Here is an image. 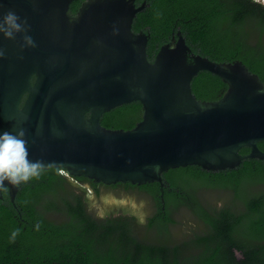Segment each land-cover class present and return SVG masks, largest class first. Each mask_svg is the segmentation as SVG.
<instances>
[{
	"label": "water",
	"instance_id": "1",
	"mask_svg": "<svg viewBox=\"0 0 264 264\" xmlns=\"http://www.w3.org/2000/svg\"><path fill=\"white\" fill-rule=\"evenodd\" d=\"M134 1L84 0L72 15L70 0H0V18L13 11L24 23L14 38L0 34V132L23 128L31 160L104 184L162 188L170 168L264 160V82L241 61L190 54L180 32L149 60L147 35L132 30L144 2ZM201 70L226 83L220 99L192 92ZM132 101L142 108L133 128L100 124L104 112ZM17 189L8 187L11 202Z\"/></svg>",
	"mask_w": 264,
	"mask_h": 264
},
{
	"label": "trees",
	"instance_id": "2",
	"mask_svg": "<svg viewBox=\"0 0 264 264\" xmlns=\"http://www.w3.org/2000/svg\"><path fill=\"white\" fill-rule=\"evenodd\" d=\"M146 4L132 30L147 35L149 60L180 32L191 54L241 61L264 82L261 2ZM191 89L198 100L214 101L227 85L201 70ZM141 115L140 102L132 101L104 113L101 124L127 130ZM258 147L264 151V141ZM161 177L162 188L157 181L104 184L44 168L38 179L18 186L14 202L2 192L0 264H264V160L248 158L218 171L181 166ZM107 191L129 193L136 203L108 205Z\"/></svg>",
	"mask_w": 264,
	"mask_h": 264
},
{
	"label": "clouds",
	"instance_id": "3",
	"mask_svg": "<svg viewBox=\"0 0 264 264\" xmlns=\"http://www.w3.org/2000/svg\"><path fill=\"white\" fill-rule=\"evenodd\" d=\"M23 26L20 17L13 11H8L0 18V34L7 38H14L15 33L22 31ZM25 39L32 43L30 36ZM2 55L3 51L0 50V56ZM25 136L23 128L13 132H0V192L6 191L9 185L19 186L41 176L44 164L29 158ZM5 181H8V184H5ZM16 234L13 233V241Z\"/></svg>",
	"mask_w": 264,
	"mask_h": 264
},
{
	"label": "rangeland",
	"instance_id": "4",
	"mask_svg": "<svg viewBox=\"0 0 264 264\" xmlns=\"http://www.w3.org/2000/svg\"><path fill=\"white\" fill-rule=\"evenodd\" d=\"M255 1H259L262 4H264V0H255ZM132 200H131V199ZM106 203L108 205H128V204H132L135 205L136 201L133 200L132 197H130L129 193H125V192H112V191H107V196H106Z\"/></svg>",
	"mask_w": 264,
	"mask_h": 264
},
{
	"label": "flooded vegetation",
	"instance_id": "5",
	"mask_svg": "<svg viewBox=\"0 0 264 264\" xmlns=\"http://www.w3.org/2000/svg\"><path fill=\"white\" fill-rule=\"evenodd\" d=\"M83 1L84 0H70V2H69V11L71 12V14L72 15H75L76 13H77V11H78V9L80 8V6L82 5V3H83ZM136 1H137V3L139 2L138 0H135L134 1V4H135V6H136ZM144 2V7L147 5L146 4V0H142V2H141V4ZM140 4V5H141ZM139 5V6H140ZM143 7V8H144ZM172 35H175L174 33L172 34ZM172 35H171V37H172ZM147 43H148V37H147ZM146 51H147V46H146ZM190 54H191V50H190ZM147 56H148V53H147ZM149 59V58H148ZM35 78H36V75L35 74H33L32 76H31V78H30V81H31V84H33L34 83V81H35ZM26 97H27V92L22 96V99H21V102H20V106L23 104V102H24V100L26 99ZM125 104H127V103H125ZM115 108V107H114ZM113 109V108H112ZM110 111V110H109ZM106 112H108V111H106ZM106 112H104V113H106ZM103 113V114H104ZM103 114L101 115V117L103 116ZM86 115L87 116H89V112H87L86 113ZM101 117H100V124H101ZM102 125V124H101ZM103 126V125H102ZM105 127V126H104ZM107 128V127H106ZM8 190V189H7Z\"/></svg>",
	"mask_w": 264,
	"mask_h": 264
}]
</instances>
